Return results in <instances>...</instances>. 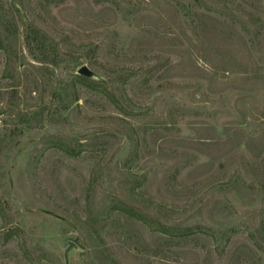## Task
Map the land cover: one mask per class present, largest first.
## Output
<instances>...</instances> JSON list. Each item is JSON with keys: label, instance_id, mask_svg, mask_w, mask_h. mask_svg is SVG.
Masks as SVG:
<instances>
[{"label": "rangeland", "instance_id": "obj_1", "mask_svg": "<svg viewBox=\"0 0 264 264\" xmlns=\"http://www.w3.org/2000/svg\"><path fill=\"white\" fill-rule=\"evenodd\" d=\"M66 254L264 264V0H0V264Z\"/></svg>", "mask_w": 264, "mask_h": 264}, {"label": "water", "instance_id": "obj_2", "mask_svg": "<svg viewBox=\"0 0 264 264\" xmlns=\"http://www.w3.org/2000/svg\"><path fill=\"white\" fill-rule=\"evenodd\" d=\"M78 73L84 77L87 78H93L95 76V73L93 71H91L87 66H82L81 68H79ZM72 242H70L68 248H67V252L72 248ZM65 260H66V264H68V257L67 254L65 255Z\"/></svg>", "mask_w": 264, "mask_h": 264}, {"label": "trees", "instance_id": "obj_3", "mask_svg": "<svg viewBox=\"0 0 264 264\" xmlns=\"http://www.w3.org/2000/svg\"><path fill=\"white\" fill-rule=\"evenodd\" d=\"M130 214H131L132 216H134V217H137V218L140 219V220H144V218L142 219V217H141L140 215H137V214H134V213H131V212H130ZM166 229H168V228H164V231H167Z\"/></svg>", "mask_w": 264, "mask_h": 264}]
</instances>
